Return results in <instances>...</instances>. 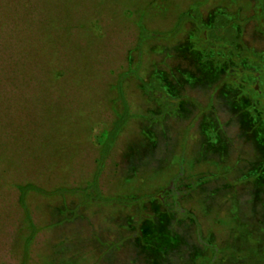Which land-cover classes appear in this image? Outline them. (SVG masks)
Segmentation results:
<instances>
[{"label":"rangeland","instance_id":"rangeland-1","mask_svg":"<svg viewBox=\"0 0 264 264\" xmlns=\"http://www.w3.org/2000/svg\"><path fill=\"white\" fill-rule=\"evenodd\" d=\"M254 9L0 0V264H264V144L192 55L223 15L264 50Z\"/></svg>","mask_w":264,"mask_h":264},{"label":"trees","instance_id":"trees-1","mask_svg":"<svg viewBox=\"0 0 264 264\" xmlns=\"http://www.w3.org/2000/svg\"><path fill=\"white\" fill-rule=\"evenodd\" d=\"M254 8L256 15L253 11L248 19L257 18L255 19L256 30L264 35V3L262 0H254ZM245 24V22L237 23L223 15L210 27L201 25L199 27L201 36L196 38V46L200 50L211 52L208 54V59L213 63L210 66L201 64L199 54L194 52L192 55L197 62L195 68L198 75L202 78L205 77L204 73L207 75L212 70V67H220V78L217 79L218 82L213 90L217 93V99L218 97L220 99L219 105L225 106L235 121L240 123L242 134L250 135L251 139L260 146L264 143H262V138H258L256 134H258L257 129L262 128V121H264V117H261L264 116V50L255 49L244 42L242 32ZM193 81L202 80L194 77ZM252 107V111L258 113L259 117L253 119L248 116L246 109L251 110ZM260 121L261 123L257 126ZM29 190L42 192L39 188L24 186L21 187V194L24 195Z\"/></svg>","mask_w":264,"mask_h":264}]
</instances>
